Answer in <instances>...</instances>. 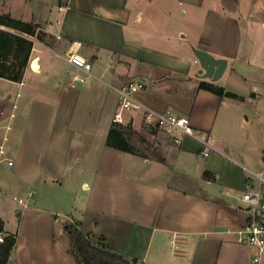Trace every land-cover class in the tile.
I'll list each match as a JSON object with an SVG mask.
<instances>
[{
	"label": "crops",
	"instance_id": "crops-1",
	"mask_svg": "<svg viewBox=\"0 0 264 264\" xmlns=\"http://www.w3.org/2000/svg\"><path fill=\"white\" fill-rule=\"evenodd\" d=\"M154 2L169 13L146 4ZM183 4L177 18L171 12ZM34 18L54 26L44 40L36 37L25 84L16 82L28 125L25 138L14 136L19 162L11 187L29 191L18 199L8 264H78L65 230L75 220L139 264H261L237 230L248 220L242 194L249 182L259 184L248 169L264 168V0H65ZM195 49L228 60L224 80L198 76ZM70 51L93 66L94 76L77 86L65 59ZM132 81L144 83L137 96L147 106L187 116L210 136L209 155L190 136L175 144L142 110H123L116 121L117 89ZM202 81L243 98L221 97ZM115 122L133 130L114 138L133 151L109 144ZM73 182H80L85 209L45 204L44 188L67 194Z\"/></svg>",
	"mask_w": 264,
	"mask_h": 264
},
{
	"label": "built area",
	"instance_id": "built-area-1",
	"mask_svg": "<svg viewBox=\"0 0 264 264\" xmlns=\"http://www.w3.org/2000/svg\"><path fill=\"white\" fill-rule=\"evenodd\" d=\"M64 9V6H60V10ZM56 22L60 23L61 20L58 19ZM48 26L53 28L54 24L51 22ZM56 36L60 38L61 34L57 33ZM32 40L34 43H38L36 37H33ZM65 59L76 71L71 82L73 86L84 83L88 77L94 76L92 62L79 51L68 52ZM24 84L23 79L21 88ZM143 87L144 83L142 81H132L117 89L121 111L115 115V120H122L123 110H142L147 122L167 130L175 144H181L185 136H190L201 142L204 146L203 154L205 156L209 155L211 149H213L211 137L204 136L199 130L195 129L187 116L179 115L171 110L160 112L147 106L137 96V93ZM21 96L22 91L20 89L10 105L0 110V163L5 162L8 166L15 165V161L10 155L11 149L14 150V145L13 143L10 147L8 145L11 137L25 138L27 135L28 121L18 111V101ZM248 171L252 177L258 180L259 184L254 187L249 182L247 189L242 194V200L248 212V220L244 227L237 230V241L256 247L257 253L253 261L259 263L264 254V168L260 170L248 169ZM32 195L30 193V196ZM20 202L23 203L22 200ZM0 241H3V236H0Z\"/></svg>",
	"mask_w": 264,
	"mask_h": 264
},
{
	"label": "trees",
	"instance_id": "trees-1",
	"mask_svg": "<svg viewBox=\"0 0 264 264\" xmlns=\"http://www.w3.org/2000/svg\"><path fill=\"white\" fill-rule=\"evenodd\" d=\"M0 25L10 29L0 28V77L14 82H21L30 66V58L33 50V37L44 40L46 32H41L40 23L24 21L11 16L9 13H0ZM200 87L210 90L219 96L243 98L238 94L225 90L222 86H216L210 82L202 81ZM133 133L131 128H125L119 122H115L110 130L109 144L126 151H133L129 142L118 143L116 136H124ZM205 176L210 172L206 171ZM65 230L71 236L70 249L78 264H139V261L127 255L114 251L108 246L96 242L82 228V222L75 220L65 224ZM0 264H8L11 253L17 244V234L6 230L5 221L0 216Z\"/></svg>",
	"mask_w": 264,
	"mask_h": 264
},
{
	"label": "rangeland",
	"instance_id": "rangeland-1",
	"mask_svg": "<svg viewBox=\"0 0 264 264\" xmlns=\"http://www.w3.org/2000/svg\"><path fill=\"white\" fill-rule=\"evenodd\" d=\"M63 1L65 0H0V13H9L11 16L15 18L29 19L30 21V20H35L34 17L41 15V12L46 11L49 7L53 5H58V3H62ZM146 4L147 6L154 8V11L157 10L161 14L169 13L168 11H170L168 8L165 7V5H158L157 2L146 3ZM207 5L203 6L202 9L205 8V10H203L202 12L201 9L199 13L201 12L204 13L208 9ZM242 5L244 6V4ZM185 7L187 8L185 4L178 5L177 7H175L174 10H172L171 13H173V15H175L177 18H180V13L182 9ZM196 12L198 14V11ZM48 24L49 23L47 21H40L41 28H39V30L41 32H44ZM0 28L10 29L2 25H0ZM255 29L256 28H254V26L252 25L249 28V30H251L252 33L254 34V37L257 34ZM221 78H220L221 80H224L223 79L224 77ZM19 90H20L19 84H17L14 81L0 77V106H1V102L4 100L11 103L12 99L16 96ZM22 98L23 95L21 96L20 100ZM261 104L262 106H264V100L261 101ZM3 107L5 106H1L0 110ZM258 120L261 122L264 128V113L262 117ZM13 138L14 137H11V140L8 143L9 147L13 143ZM137 145L140 146V144ZM16 149L17 148H15L14 150L11 149L10 155L14 159L15 163H18L19 155ZM138 150H141V147H138ZM14 172H15V167L8 166L5 162L0 163V216L5 221L6 230L9 232L16 233L20 221L19 214H17V210L20 208V203L18 199L26 198V194L29 191V186L24 187L23 191L21 192L16 189H13L11 185L15 183L17 180ZM79 183L80 182L77 183L73 182L71 187L73 188L74 192L71 191L68 192L67 194L64 192V190L60 189V187H58V189L57 187L56 188L52 187L51 189L44 188L43 191L47 194V200H48L45 202V204L48 206L59 207L62 209L65 207L66 209L71 208L73 206H75L76 208L85 209V203H84L85 196L83 193L78 192V190L81 189ZM33 189H35L34 186ZM260 263L264 264V254L262 256Z\"/></svg>",
	"mask_w": 264,
	"mask_h": 264
},
{
	"label": "water",
	"instance_id": "water-1",
	"mask_svg": "<svg viewBox=\"0 0 264 264\" xmlns=\"http://www.w3.org/2000/svg\"><path fill=\"white\" fill-rule=\"evenodd\" d=\"M197 60L201 68L198 71V76L203 79H209L212 82L218 81L224 74L228 60L226 58H218L204 49H195ZM33 69H37V64H32Z\"/></svg>",
	"mask_w": 264,
	"mask_h": 264
}]
</instances>
